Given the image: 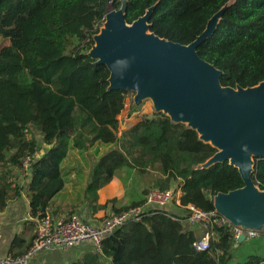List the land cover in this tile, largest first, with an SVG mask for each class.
Instances as JSON below:
<instances>
[{"label":"trees","instance_id":"16d2710c","mask_svg":"<svg viewBox=\"0 0 264 264\" xmlns=\"http://www.w3.org/2000/svg\"><path fill=\"white\" fill-rule=\"evenodd\" d=\"M121 5L120 0H0V37L9 41L0 49V212L25 188L33 218L53 212L54 198L66 184L63 163L70 151L96 144L110 147L91 168L86 195L96 200L99 189L126 171L134 170L147 184L141 200L115 208L116 213L143 205L152 188L175 185L182 191V207L211 212L218 193L244 186L229 161L202 168L217 149L163 112L144 113L120 129L119 116L128 96L134 103L135 93L109 90V69L88 53L107 12ZM150 7L151 32L186 45L224 8L199 54L223 71L224 86L264 82V0H127V22ZM26 156L33 162L21 177ZM253 179L264 190V158L255 159ZM166 208L128 221L103 239L101 252L90 249L69 264H264V230L239 243L233 225L215 227L210 249L200 251L194 243L209 227L191 225L183 208L184 214ZM23 241L17 236L9 253L24 254L33 239L22 253L13 250ZM217 250L212 262L210 253Z\"/></svg>","mask_w":264,"mask_h":264},{"label":"water","instance_id":"95a60500","mask_svg":"<svg viewBox=\"0 0 264 264\" xmlns=\"http://www.w3.org/2000/svg\"><path fill=\"white\" fill-rule=\"evenodd\" d=\"M110 9L89 56L110 71L109 90L132 91L140 106L152 101L155 111L197 131L200 140L217 152L202 168L229 161L238 169L244 186L218 193L215 210L231 225L264 230V190L253 179L255 159L264 158V82L253 87L222 85L223 71L199 54L210 38L224 8L208 21L190 44L161 38L151 32L154 7L132 23L126 20L127 0ZM245 241L241 234L238 242Z\"/></svg>","mask_w":264,"mask_h":264},{"label":"crops","instance_id":"0c3cea01","mask_svg":"<svg viewBox=\"0 0 264 264\" xmlns=\"http://www.w3.org/2000/svg\"><path fill=\"white\" fill-rule=\"evenodd\" d=\"M122 128L124 127L120 126V129ZM89 173L81 168L66 173L68 175L65 178V187L55 196L51 208L54 214H74L81 220L98 224L103 216L113 212L115 208L129 206L132 202L138 201L137 198L143 195V187L147 186L134 170L126 171L115 176L107 186L99 189L97 199L94 200L92 194L85 193ZM29 198L30 190L22 189L21 196L8 199L5 209L0 212V257L11 251L12 242L17 236L24 241L16 244L13 250L16 253H22L35 235L36 220L30 215ZM56 199H59L58 203L55 202ZM166 209L177 214H184L182 208L176 203L170 204ZM90 249L93 248L89 243L73 248L47 249L38 253L29 264H69L75 261L80 253ZM220 251H215V254L210 253L212 259H209L212 262L216 261ZM106 264L109 263L106 262Z\"/></svg>","mask_w":264,"mask_h":264},{"label":"built area","instance_id":"2783aa9c","mask_svg":"<svg viewBox=\"0 0 264 264\" xmlns=\"http://www.w3.org/2000/svg\"><path fill=\"white\" fill-rule=\"evenodd\" d=\"M139 111L130 112L129 120H138ZM33 162L31 156H26L22 161L21 177L28 174ZM182 191L178 186L167 190L152 188L143 205H137L121 212H110L103 216L98 224L81 220L74 214H54L51 211L41 213L36 220V231L30 248L21 255L8 253L0 257V264H29L38 253L47 249L73 248L82 244H91L92 248L101 252L102 241L113 234L118 228L128 221H139L143 214L152 209H163L176 203L181 206ZM186 212L189 223L195 227L207 226L209 231L194 243L197 250L208 251L210 240L216 237L215 227L231 224L216 210L206 212L193 204L182 207ZM236 240L241 234H245L246 240L259 237L261 231L244 230L242 227L233 226Z\"/></svg>","mask_w":264,"mask_h":264},{"label":"rangeland","instance_id":"374dc122","mask_svg":"<svg viewBox=\"0 0 264 264\" xmlns=\"http://www.w3.org/2000/svg\"><path fill=\"white\" fill-rule=\"evenodd\" d=\"M8 43H9L8 40L0 37V49L3 46L7 45ZM134 110L139 111V114H141L140 117L138 118V120L141 118L142 114H144V113L145 114H151L155 111L151 100L147 99L140 106H136L135 103L131 102V96H128L127 97V105L124 109V112H122L121 115L119 116L120 126H123L125 128V127H128V126H130V125H132L138 121L135 119L129 120L130 112H133ZM38 139L40 140L41 137L38 136ZM39 146L41 147V151L39 152V154H41V152L44 151L45 146L42 144V142L39 143ZM109 147H110L109 145H98V144H96L95 146L89 148L88 150H83V151H79L76 149L71 150L69 153V156L66 158V160L63 163V166L65 167L64 178H67L68 174H66V172L67 173H70L71 171L73 172V170H77V168H81V170L87 171V173L90 172L91 168L96 163V161L98 160L100 155L104 151H106ZM26 181H28V180H26ZM26 181L24 179H22V182L25 184H26ZM77 182H79V180ZM142 197H143V195L139 196L137 199L141 200ZM55 202L58 203L59 199H56ZM213 253L215 254V252H213Z\"/></svg>","mask_w":264,"mask_h":264}]
</instances>
